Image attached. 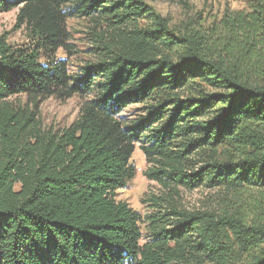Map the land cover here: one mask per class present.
Listing matches in <instances>:
<instances>
[{"label":"trees","instance_id":"16d2710c","mask_svg":"<svg viewBox=\"0 0 264 264\" xmlns=\"http://www.w3.org/2000/svg\"><path fill=\"white\" fill-rule=\"evenodd\" d=\"M148 1L0 0L31 41L0 38V264H264L263 202L249 221L177 200L264 190V0L205 28L172 24ZM70 17L93 26L95 57L77 74L56 57L71 50ZM18 95L86 98L53 131L9 102ZM137 144L164 192L149 199L144 244L140 215L117 199Z\"/></svg>","mask_w":264,"mask_h":264},{"label":"rangeland","instance_id":"374dc122","mask_svg":"<svg viewBox=\"0 0 264 264\" xmlns=\"http://www.w3.org/2000/svg\"><path fill=\"white\" fill-rule=\"evenodd\" d=\"M248 0H149L159 13L171 20L172 24H180L194 19L200 27H208L215 19H220L227 9L240 10L247 6ZM18 8L0 10V38L15 48H27L31 41L24 26L17 22ZM70 34L71 50H59L56 57L65 59L72 74L81 72L82 67L95 57L90 53V19L70 17L67 20ZM94 94H89L92 97ZM88 97V96H87ZM86 97L75 95L67 100L54 97L31 103L26 95L12 96L9 102L15 107L25 108L34 113L36 120L44 130L61 131L70 126L80 116L81 108ZM140 106L133 105L126 109L121 117H130ZM136 169L135 177L128 185L117 192V199L127 202L141 217V227L144 235L142 244L146 243L149 235L148 215L151 212L149 201L154 195H164L161 186L146 176L149 164L140 145L131 160ZM232 197L231 201L226 197ZM182 209L189 211L205 209H234L244 213L249 218L258 215L260 203H264V190L246 187L239 192L228 195L223 189H208L201 187L192 191L180 190L177 198ZM230 201V202H229Z\"/></svg>","mask_w":264,"mask_h":264}]
</instances>
